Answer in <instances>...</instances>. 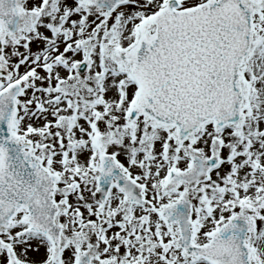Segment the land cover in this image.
I'll list each match as a JSON object with an SVG mask.
<instances>
[{
  "label": "snow or ice",
  "instance_id": "obj_1",
  "mask_svg": "<svg viewBox=\"0 0 264 264\" xmlns=\"http://www.w3.org/2000/svg\"><path fill=\"white\" fill-rule=\"evenodd\" d=\"M0 264H264V0H0Z\"/></svg>",
  "mask_w": 264,
  "mask_h": 264
}]
</instances>
